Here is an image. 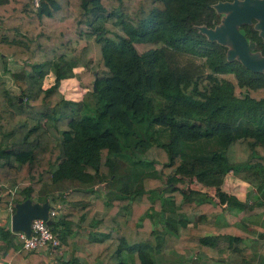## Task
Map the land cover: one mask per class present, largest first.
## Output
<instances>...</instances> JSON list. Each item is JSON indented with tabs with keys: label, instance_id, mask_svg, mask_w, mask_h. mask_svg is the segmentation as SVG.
Returning <instances> with one entry per match:
<instances>
[{
	"label": "trees",
	"instance_id": "1",
	"mask_svg": "<svg viewBox=\"0 0 264 264\" xmlns=\"http://www.w3.org/2000/svg\"><path fill=\"white\" fill-rule=\"evenodd\" d=\"M233 1L242 2L0 0V55L20 65L11 73L17 93L0 81V210L8 201L38 200L42 183L103 174L119 149L117 104L135 121L169 129L166 141L149 147L157 175L141 177L130 195L106 203L79 189L44 196L61 199V213L47 224L68 252L59 264L76 255L83 264H152L153 254L185 251L178 264L264 259V68L247 69L226 36L207 34L221 29L227 13L216 6ZM254 19L236 28L262 57ZM70 81L75 96L63 91ZM228 169L256 186L254 201L238 202L221 188ZM182 177L214 187L212 198L191 197L186 182L177 183ZM183 202L198 211L192 222ZM232 202L259 232L254 250L242 225L216 223ZM255 216L257 225L248 219ZM76 238L84 251L73 248ZM0 242L11 264L22 256L50 264L44 249H18L9 227L0 225Z\"/></svg>",
	"mask_w": 264,
	"mask_h": 264
},
{
	"label": "crops",
	"instance_id": "2",
	"mask_svg": "<svg viewBox=\"0 0 264 264\" xmlns=\"http://www.w3.org/2000/svg\"><path fill=\"white\" fill-rule=\"evenodd\" d=\"M113 107H115V109L112 108L111 111L120 127L119 132L117 133L119 138V149L110 153V163L105 172L99 176H93L87 182H82L75 178H60L52 183H42L37 190L38 200L36 201L42 202L47 200L49 209L54 208L57 213L56 216L60 214L62 210L60 207L61 199L58 197L44 198V196H49L50 194L54 196L55 194H59L68 189H79L90 193L89 200L91 202L95 199H99L103 203H106L112 198L130 195L137 188L139 184L138 181L141 177L157 175L159 170L158 165L148 162L150 158L149 147L151 146L152 141L155 143L166 141L168 139L169 129L157 125L147 126L143 121L133 120L129 113H126L118 104ZM227 171L223 177L224 179L221 188L231 193L235 199H237L236 201L240 202L246 200V202H251L259 196V192L255 190L256 186L245 179L239 178L237 176L238 174L232 169L230 171L231 174H228ZM186 178H179L177 183L183 184V182L191 181V179ZM192 179L194 180L188 187L192 191L191 197L194 199H211L214 187L206 186L194 177H192ZM181 207L191 222L195 220L198 214L197 210L187 209V204L185 202L182 203ZM1 211L2 210H0V212ZM8 217L9 215H7V218L0 215V225L4 228L9 226ZM255 218L256 216L249 217L248 219L256 224L257 222L254 221ZM244 221H247V217H243V210L239 204H236V202L227 203L221 214L216 218V223L219 225L241 224V229L249 236L246 241L249 245H252L251 248L254 249V241L259 232H257L258 230L255 226H251ZM263 222V219L258 218L259 224H263ZM262 235L264 236V234ZM82 241V238H76L72 244L73 248L84 251ZM44 251L47 256V263H49L51 259H59L58 261L54 260V264H59L60 261L65 260L68 255V252H62L61 247L59 246L53 250L44 247ZM188 254V251H185L182 255L173 253H168L166 255L153 254V260L154 262L156 261L157 264H177L179 258H185ZM257 257L259 258L257 259ZM2 259L0 251V264ZM255 259L257 264H264V259L257 254H255ZM202 260L203 259H200V262H203ZM83 263L84 260L80 255H76L73 259V264ZM207 263L214 264V262L210 260H207ZM16 264H28L27 257L22 256L21 260Z\"/></svg>",
	"mask_w": 264,
	"mask_h": 264
},
{
	"label": "water",
	"instance_id": "3",
	"mask_svg": "<svg viewBox=\"0 0 264 264\" xmlns=\"http://www.w3.org/2000/svg\"><path fill=\"white\" fill-rule=\"evenodd\" d=\"M257 3V0H255ZM250 0H242L241 4L237 1L232 3H221L219 9L227 11L222 20V27L219 31L207 30L209 38L222 40L225 36L231 43V54L237 56L242 65L250 70H259L264 68V56L257 57L249 53L245 37L236 28V24L246 21L250 18L260 19L259 27L264 32V7L251 5ZM259 3V1H258ZM257 3V4H258ZM264 37V33L262 34ZM21 97H18L20 100ZM102 186V185H100ZM49 204L47 200L42 202L23 199L13 202V212L9 216V227L11 230H22L29 233V223L33 218H42L46 224H50L48 218Z\"/></svg>",
	"mask_w": 264,
	"mask_h": 264
},
{
	"label": "built area",
	"instance_id": "4",
	"mask_svg": "<svg viewBox=\"0 0 264 264\" xmlns=\"http://www.w3.org/2000/svg\"><path fill=\"white\" fill-rule=\"evenodd\" d=\"M34 3H36V1ZM230 171L231 169L227 171L228 174H231ZM193 180L194 179H191L190 182L184 183V187H189V184L192 183ZM6 211L10 216V214L13 212V201H8V204L6 206ZM49 214L55 215L56 214L55 209L54 208L48 209V215ZM11 231L15 236L18 249L34 250L39 252L40 249H44V247L57 248L60 243V239L57 236V234L48 227V225L45 223V221L42 218H38V217L31 219L29 223L28 234H26L22 230H11ZM1 264H11V262L2 259Z\"/></svg>",
	"mask_w": 264,
	"mask_h": 264
},
{
	"label": "rangeland",
	"instance_id": "5",
	"mask_svg": "<svg viewBox=\"0 0 264 264\" xmlns=\"http://www.w3.org/2000/svg\"><path fill=\"white\" fill-rule=\"evenodd\" d=\"M36 0H34V2H35ZM260 1L261 2H263L264 3V0H259V3H260ZM241 3V2H240ZM216 8H217V10L219 9V7L218 6H216ZM221 12H223V10L222 9H219ZM248 48H249V53L250 54H252V55H254V56H256L257 55V53H254V52H252L251 50H250V46L248 45ZM20 69V65H18V64H16V63H14V62H12L11 61V59H10V57H2L1 55H0V81H3L4 82V84H5V86L7 87V89L10 91V92H13V93H17V87L13 84V82H12V78H11V73L12 72H14V71H18ZM50 78H46L44 81H43V86H47L49 83H50ZM114 83L115 82H111L110 84L113 86L114 85ZM69 84H70V86H69ZM69 84H67V85H64L63 86V91L65 92V95L68 93V92H71L70 93V95L71 96H75L76 95V93H74V89H77V88H73L74 87V83L73 82H69ZM69 94V93H68ZM67 97H69V96H67ZM149 156H150V152H149ZM3 188H4V190L5 191H7V192H10V189H11V187H12V182L10 181V180H7L3 185ZM3 190V191H4ZM7 211H6V208H4V209H2V211L0 212V215L2 216V217H4V218H7V215H8V213H6ZM8 219H9V217H8ZM241 225V224H240ZM243 231V230H242ZM258 232V231H257ZM243 233H246L245 231L243 232ZM247 234V233H246ZM258 236V235H257ZM247 238H249V236L248 237H246L243 241L245 242V244H247L248 246H249V243L246 241V239ZM252 245H250L249 246V248L251 247ZM254 249H255V246H254ZM253 249V250H254ZM256 254V253H255ZM233 254H229L228 255V257H229V260H231V258L233 257L232 256ZM259 257H257V259H258ZM203 260L202 261H204L205 263L207 262V260L209 261V259L208 258H202ZM54 260H56V261H58L59 259H51L50 260V264H54ZM176 262H177V260H176ZM152 264H157V262L155 261L154 262V260H153V263ZM162 264V263H161ZM178 264V263H177ZM193 264H197V263H194L193 262Z\"/></svg>",
	"mask_w": 264,
	"mask_h": 264
},
{
	"label": "flooded vegetation",
	"instance_id": "6",
	"mask_svg": "<svg viewBox=\"0 0 264 264\" xmlns=\"http://www.w3.org/2000/svg\"><path fill=\"white\" fill-rule=\"evenodd\" d=\"M258 1H259V0H257V3H258ZM249 3H250L251 5H259V6H261V7H264V3L261 2V1H260V3L257 4L255 0H250ZM237 4L240 5V4H241L240 1H237ZM251 19H254V18H251ZM259 23H260V19H257V18H255L254 21H251V22H250V24L252 25V27H254V24H255L256 28H255V27H254V28H255L256 30H258L260 36L263 37L262 34H263L264 32H263V30L261 29V27H259ZM263 38H264V37H263ZM8 227H9V226H8Z\"/></svg>",
	"mask_w": 264,
	"mask_h": 264
}]
</instances>
